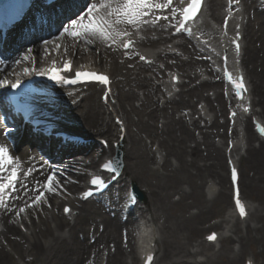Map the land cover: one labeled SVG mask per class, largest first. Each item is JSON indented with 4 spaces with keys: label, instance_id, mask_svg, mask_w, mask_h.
I'll return each instance as SVG.
<instances>
[{
    "label": "bare ground",
    "instance_id": "bare-ground-1",
    "mask_svg": "<svg viewBox=\"0 0 264 264\" xmlns=\"http://www.w3.org/2000/svg\"><path fill=\"white\" fill-rule=\"evenodd\" d=\"M81 1L85 5L90 2ZM240 1L243 2L247 16L243 25L247 44L244 64L242 62L241 65L244 67L250 90L256 96L255 103L260 106V112L264 116V0ZM175 4L176 1H173V6ZM207 5L209 18L217 19L225 4L224 0H209ZM62 9L65 12L67 5L62 6ZM80 9L81 7L73 9L72 16L78 15ZM164 12L170 14V10ZM51 18L48 15L45 22L39 23L33 19L36 23L32 27H20L13 31L12 36L23 41L38 26L41 29H50L53 26ZM166 24V21L161 20L154 27L144 26L141 30L143 39L136 35L138 48L150 51L149 47L158 41H168L167 29L164 27ZM202 26L206 34L215 36L214 26L208 22H204ZM60 33L61 30L55 31L47 39H37L26 47L25 51L32 49L30 56L33 61L24 60L26 52L23 51L14 58L1 59L0 80L27 77L23 75L25 67L37 69L62 56H73L77 65L89 64L96 67L101 62L105 63L102 68L114 77V87L119 89L117 105L121 106L120 110L123 111L126 122L128 143L123 151L122 161L128 179L136 182L144 193L145 210L150 216L146 218V222L155 220L158 237L160 232L162 236H168L165 233L179 234L175 243L169 237L161 238L163 253L161 251L160 256L165 261L163 264H236L238 257L250 244H257L263 252L264 214H258L254 216L256 223L250 225L247 234L238 237L240 247L237 252L226 246L223 248L224 253L206 255L205 263L190 260L188 244L191 245L196 240V235L206 228L204 225L212 219L210 216L214 212L221 206H229V180L224 148L216 140V137H227V123L221 117L227 103L217 91L221 87L220 79L200 57L201 51L185 40L177 45L182 57L174 54V63L168 62L167 58L171 55H167L169 53L165 48L163 51L150 52L156 61L160 60L161 64L163 62L162 65H130V56L123 57V53L120 56L115 47H109L102 40L96 39L93 44H87L68 35L61 37ZM9 41L10 38L6 41L7 46ZM45 41L49 43L46 45ZM60 42L68 44V54H64L61 47L57 48ZM18 59L21 60L19 65L14 63ZM166 67L179 70L184 78L182 88L171 97L163 90L162 84L157 82ZM202 69L208 73H200ZM203 74H208L211 78L203 80ZM126 85H129L128 90H123ZM75 89H62L58 92L59 99L53 103L55 108L49 105V112L65 127L83 129L85 126L91 134L113 137L116 126L112 118L105 115L99 100L95 98L97 91L94 86H90L87 91ZM198 104L201 109L212 112L209 122L197 109ZM113 107L116 108V105ZM3 112L4 105L0 103V144L5 145L14 158H18L21 173L30 168L33 170L26 180L21 175V182H26L29 189L36 182L43 186L48 174L54 171L62 187H58L55 194L46 193L47 202L36 207L39 220L30 219V234H19L11 222L14 211L3 210L0 222L4 228L0 231V240L8 243L0 244V264H18L16 261L23 257L26 250L22 244L23 238L29 241L28 251L34 256L32 264H136L137 236H133L136 224L133 218L123 219L118 195L112 197L108 204L99 198V201H88L82 207H74L79 212L73 223L54 214V199H64L65 203L73 200L71 194L80 186V182L76 183L74 180L80 181L85 170L94 168V144L89 151L85 148L82 152L76 148H66L57 150L55 154H51L50 149L39 153L26 140L37 143H42L43 140L25 128L15 127L9 130L7 124H10L11 119ZM199 121H204V124L201 125ZM249 125L248 121L243 120V128L248 139H251L255 135ZM20 136L22 140L16 144L15 138ZM246 151L244 160L242 159V184L248 198L255 196L260 200L261 211L264 210V141L258 146L247 147ZM208 179L211 180L207 188H211L210 182L221 185L220 192L212 199L201 188ZM35 194L31 191L26 196L15 193L14 195H21L22 198L12 201L10 206L12 203L16 206L24 203L28 197L34 198ZM174 194L179 196L177 201L172 199ZM191 207L196 211H189ZM50 219L55 221L54 229L49 225ZM222 221L225 222L221 219L214 226H221ZM41 239L45 242L42 243ZM221 255L224 258L219 259ZM125 256L131 258V263H128Z\"/></svg>",
    "mask_w": 264,
    "mask_h": 264
},
{
    "label": "snow or ice",
    "instance_id": "snow-or-ice-1",
    "mask_svg": "<svg viewBox=\"0 0 264 264\" xmlns=\"http://www.w3.org/2000/svg\"><path fill=\"white\" fill-rule=\"evenodd\" d=\"M238 2V0H236ZM203 0H189L187 6L183 8H177L173 6V0H90L86 4L84 11L80 12L76 18H72L69 22L63 26V31L60 36L68 35L77 40H83L87 44H93L96 39L104 41L109 47L118 46L124 49V55L129 56V50L134 47L135 41L133 34L139 36L142 28L147 25L156 26L161 20L166 21L164 26L167 28H174L175 33L186 32L191 34L192 29L189 27L190 22H194L202 8ZM165 10H170V14H163ZM239 33H237V37ZM143 39V37H140ZM46 45L48 41L44 42ZM233 44L236 46L237 52L240 45L238 39H233ZM60 46L57 45V48ZM170 48V46H169ZM66 51V50H65ZM32 49H27L23 56L24 60H30L32 57L30 53ZM138 55L140 60L146 63H152L153 61L147 59L144 55L135 52L132 53ZM225 59H227L225 57ZM15 64L19 65L21 60H16ZM71 71V61L65 60L62 68L56 67V62H52V66L44 69L37 70L35 67L23 69V75L25 76H46L50 80L57 84L75 83L76 80H97L104 84H109V76L104 73L94 71H76L74 78L69 80L64 73ZM18 75V74H17ZM229 80L235 84L237 90L242 94L246 91L244 85L243 76L239 75L233 78L232 73L228 74ZM173 79H178L173 76ZM10 84L11 88L16 89L20 86V79H16L15 82L8 80H0V87ZM242 98V95H241ZM245 112L248 108L243 109ZM236 113L233 112L232 116L235 117ZM260 131L264 133V127L260 128ZM107 145V141L104 142ZM111 161L105 163L103 167L108 168L111 165ZM32 169L21 173L20 164L18 158H14L9 149L0 144V209L5 212L14 211L17 218L22 214L27 213L28 209L38 207L42 202L46 203V193H57L58 187H62L57 179L56 173L53 171L48 174L47 179L44 181L43 186L39 182L29 189L26 182H21V175L25 178L29 177L32 173ZM233 182L237 179L236 169H232ZM90 184L94 187L90 188L83 195L85 198L92 196L96 191L102 189L105 186V182L100 176H93ZM36 193L34 198L28 197V199L20 205L18 208L14 203H10L15 200H20L21 195H14L15 193H22L26 196L28 192ZM130 202L134 203L133 197H129ZM235 206L241 217L247 215L246 205L241 201L239 192L235 199ZM50 207V205H49ZM65 213L70 212L69 207L64 208ZM217 238L216 233L210 234L207 239L214 241ZM154 256L151 252L147 253L145 264H152ZM251 264V261H249Z\"/></svg>",
    "mask_w": 264,
    "mask_h": 264
},
{
    "label": "rangeland",
    "instance_id": "rangeland-1",
    "mask_svg": "<svg viewBox=\"0 0 264 264\" xmlns=\"http://www.w3.org/2000/svg\"><path fill=\"white\" fill-rule=\"evenodd\" d=\"M17 44V43H16ZM65 45H62L61 46V48H63V49H65L66 50V47H64ZM16 46H14L13 45V47L11 46V48H9V50H7V51H5L4 53H3V56L5 55V56H8V55H10V52H12V50L15 48ZM60 48V47H59ZM32 57V56H31ZM31 61H33V57H32V59H31ZM210 89V88H209ZM211 92V91H210ZM254 97L256 98V96L254 95ZM96 98H97V96H96ZM225 117V111H223V118ZM126 148V147H125ZM245 162V161H244ZM243 163V162H242ZM175 196V195H174ZM174 196H172V199H173V197ZM253 198L254 199H256V197L255 196H253ZM58 199L56 200V205H55V208H57L58 207ZM21 204H23V203H21ZM20 205V204H19ZM142 203H141V209H144V207H142ZM224 208V206H222V208L220 209L219 208V210L218 211H216V212H214L210 217H213V216H215V215H217L218 213H220V212H222V209ZM140 209V210H141ZM191 210V209H190ZM260 213H264V211H262V212H260ZM145 214V213H144ZM138 215V214H137ZM135 217V215L133 216V218ZM252 219H254V218H252ZM205 231V229L204 230H202V231H200L196 236L197 237H200L201 236V234H202V232H204ZM164 233V232H163ZM165 235H168V236H163V237H165V238H168L169 237V239H172V241H173V243H175L176 242V240L179 238V234H172V235H169V234H166L165 233ZM196 237V238H197ZM172 243V244H173ZM225 246L227 245H230V247L231 246H233V242H225V244H224ZM187 246V245H186ZM188 246H189V244H188ZM252 248V249H251ZM254 251L255 252V250L256 251H259V248H257V245H250V246H248L247 247V249L241 254V256H240V258L237 260V264L239 263V261H241V258H242V255L243 254H245L247 251ZM162 251V253H163V249H162V244L160 243V252ZM222 251V250H221ZM222 253H224V252H222ZM224 255V254H223ZM258 256H259V260L260 261H262L263 262V264H264V253H258ZM226 257V256H225ZM222 258H224L222 255H221V257L219 258V259H222ZM190 260H194V258H190ZM31 260H25L23 257L22 258H20V260H18V261H16V263H18V264H30L31 262H30ZM163 263H165V261L163 260V259H161V256L159 257V259H158V262H157V264H163Z\"/></svg>",
    "mask_w": 264,
    "mask_h": 264
}]
</instances>
